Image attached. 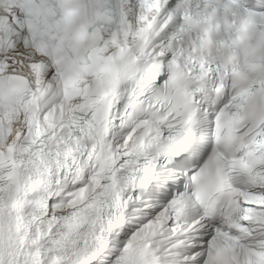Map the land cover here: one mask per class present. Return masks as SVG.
Here are the masks:
<instances>
[{
	"label": "snow or ice",
	"instance_id": "6c2138e0",
	"mask_svg": "<svg viewBox=\"0 0 264 264\" xmlns=\"http://www.w3.org/2000/svg\"><path fill=\"white\" fill-rule=\"evenodd\" d=\"M0 264H264V0H0Z\"/></svg>",
	"mask_w": 264,
	"mask_h": 264
}]
</instances>
